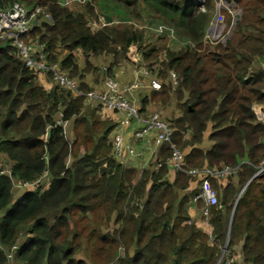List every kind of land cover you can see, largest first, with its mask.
Masks as SVG:
<instances>
[{
  "label": "trees",
  "instance_id": "1",
  "mask_svg": "<svg viewBox=\"0 0 264 264\" xmlns=\"http://www.w3.org/2000/svg\"><path fill=\"white\" fill-rule=\"evenodd\" d=\"M15 1L51 15L30 37L81 94L49 85V76L26 67L0 40V155L10 172L0 175V264L16 243L19 264H111L119 247L116 264H217L227 235L218 264H264V173L256 175L264 166V117L254 109L264 110V0H236L241 15L224 43L206 37L218 0H206L204 11L194 0H0V8ZM104 15L113 22L93 30L91 22ZM145 20L168 26L185 44L170 49L165 34L145 43ZM130 46L139 49L137 65L161 81L158 91H138L140 112L166 110L185 169L239 167L225 182L208 179L218 197L209 232L193 219L202 206L191 202L198 178L170 170L165 145L145 168L118 160L111 141L117 120L86 100L116 75ZM99 57L103 65L93 64ZM45 170L47 188L14 198L12 180L34 182Z\"/></svg>",
  "mask_w": 264,
  "mask_h": 264
},
{
  "label": "built area",
  "instance_id": "2",
  "mask_svg": "<svg viewBox=\"0 0 264 264\" xmlns=\"http://www.w3.org/2000/svg\"><path fill=\"white\" fill-rule=\"evenodd\" d=\"M86 1L89 0H76L74 2L84 3ZM194 2L200 11L205 10L206 0H194ZM71 3L69 0H65L66 5ZM43 21L52 23L51 15L40 7L27 8L20 2L15 1L10 5L0 8V40H8L19 51L26 67L38 71L43 77L49 76V85L55 84L59 87L71 89L76 94H81L77 90L75 81L69 78L67 73L61 71L57 64L47 62L45 45L37 39L30 37L34 29L39 27ZM105 23L104 17L99 16L97 20L91 22V26L93 30H98ZM139 28L144 29L145 33L151 34L152 29L149 27L140 26ZM260 61L262 67H264V59ZM138 62L139 60L134 62L133 78L130 81H120L122 76L120 68L123 65L119 66L114 77L107 75L98 87H94L93 90L86 93V100L101 106L100 111L102 115L120 113L121 119L119 125L121 128H128L133 122L139 125L132 133L134 138L132 143L127 142L128 144L125 142L120 130L117 131V128H115L116 130L111 135V141L113 154L118 160L123 161L126 156L138 162V166L135 168H145L150 162L153 163L157 160L158 150L162 145H165L171 151V156L168 159L170 170L174 172H185L191 177L198 178L200 181L198 184V192L193 195L191 202L194 205L201 202L200 213L208 224L209 209L218 205L217 191L209 185L208 179L224 181L229 176H235L239 171V167L226 166L222 168L203 167L201 169H185V155L172 143V129L169 127L166 119L163 118V108L160 107L153 112L147 111L142 113L139 109V103L135 102V93L140 89L148 88L155 91L161 89V81L151 78L149 70L137 65ZM102 70L105 72L106 67L103 66ZM169 79L175 87L177 84V75L174 72H170ZM57 124L63 123L58 120ZM152 131H155V133L152 134ZM161 164L162 159H159L156 168H160ZM48 173L49 171L45 170L43 175L34 182L12 180L13 190L20 191L22 195V193L35 191L40 187L47 188L48 184L46 186L44 185V179L48 178ZM263 173L264 166L258 170L256 175ZM4 174L10 177L8 166H6V169H0V175ZM3 215L4 213L0 212V219H2ZM18 245L19 243H16L10 248L5 249V264H19L16 260ZM123 250V247H119L115 261L123 254Z\"/></svg>",
  "mask_w": 264,
  "mask_h": 264
},
{
  "label": "crops",
  "instance_id": "3",
  "mask_svg": "<svg viewBox=\"0 0 264 264\" xmlns=\"http://www.w3.org/2000/svg\"><path fill=\"white\" fill-rule=\"evenodd\" d=\"M234 4L235 3L229 4L225 0H218L215 2L213 17H212L210 24H209V27L207 29V36L206 37L209 41H221L224 43L230 37V35L232 34V30L235 26V23H232V15H234V14L238 15V16L241 15V10L235 6L236 4L235 5ZM142 24L151 28L152 29L151 34L155 35V36L160 35V34H165L169 38V35L173 36V34H174V31L172 29H170L168 26H166L162 23H159V22L151 24V23H149V21L145 20ZM223 28H224L225 36L221 39ZM174 39L177 41V44L174 46L176 49L179 48L180 46L184 45L186 42L185 38L177 37ZM169 46L172 47L171 44ZM128 68H129V71L126 70L124 73H122V75H124L125 77L120 79L121 82L130 81L133 78V68H135V67L134 66H131V67L128 66ZM143 89H140V90H143ZM109 118L116 119L117 120V126H118L119 121L121 119V114L120 113H114V114L110 113ZM138 126L139 125L137 123L133 122L130 127L120 129V132L124 136V140L126 143L127 142L132 143V141L134 139L132 136V133ZM210 145H211V143L208 142L207 140H205V142L203 143L204 148H207ZM122 162L124 164L129 165V166H134V167L138 166V162L136 160H133V159L126 157V156Z\"/></svg>",
  "mask_w": 264,
  "mask_h": 264
},
{
  "label": "rangeland",
  "instance_id": "4",
  "mask_svg": "<svg viewBox=\"0 0 264 264\" xmlns=\"http://www.w3.org/2000/svg\"><path fill=\"white\" fill-rule=\"evenodd\" d=\"M74 1H76V0H69V2H72L71 4L73 5V6H79V5H82V4H84V3H81V2H74ZM226 2H228L229 4H232V3H235L236 4V0H225ZM87 2V1H86ZM234 4V5H235ZM238 9H240L238 6H237V4L235 5ZM241 10V9H240ZM238 18H240V16H238V15H232V23H236V21H237V19ZM120 21H116V23H119ZM142 26H146V25H143L142 24ZM145 33V32H144ZM225 36V34H224V28H223V30H222V37H221V39L223 38ZM231 36V35H230ZM144 37H145V43H152L154 40H155V38H156V36L155 35H152V34H149V33H145L144 34ZM177 37H179L178 35H177V33H175L174 32V34H173V36H171V35H169V38L167 37V35H166V38H167V46L168 47H170L171 49H176L174 46L177 44V41L174 39V38H177ZM211 38V37H210ZM24 40H26V39H24ZM172 45V47L171 46H169V45ZM76 53H77V56H81L82 55V52H81V50L80 49H77L76 50ZM138 61V60H140L139 62H141L142 61V58H141V55H140V53H139V49H138V47L137 46H130L129 47V53H128V57H127V61H125V62H123V63H121L119 66H122L120 69H121V71H122V73H124L126 70L127 71H129V68H128V66L129 67H131V66H134L135 67V61ZM91 61H92V63L93 64H98V63H100L101 65H103V63L105 62V57H99V58H92L91 59ZM103 67V66H102ZM137 67V66H136ZM120 73V72H119ZM96 75H98V74H94V73H90L89 75H88V77L89 78H91V79H93V77H96ZM123 77H125L124 75H122L121 76V78H123ZM135 93V92H134ZM134 93H133V96H134ZM137 93L138 92H136L135 93V102H138V99H136V95H137ZM128 99L130 100V98L128 97ZM158 108H156V107H153V108H151L150 110H148V112H153V111H155V110H157ZM254 109H255V112H256V114H257V116H258V118H260L261 120L263 119V117H264V114H263V106L262 105H259V106H255L254 107ZM163 110V118L164 119H166L167 117H166V115H167V112H166V110H164V108L162 109ZM146 115V114H145ZM67 128H68V132H69V134H68V136L71 138L72 137V132H71V129H70V125H68L67 126ZM121 129V127H120V125H118L117 126V131L118 130H120ZM116 130V129H115ZM155 133V131H152V134H154ZM7 161L5 160V158H4V156H1L0 155V169H6V166L8 165L7 163H6ZM226 180H224L223 182H225ZM49 183V179L48 178H46V179H44V185L46 186L47 184ZM23 194V193H22ZM239 194V193H238ZM21 196V192L20 191H14V198H18V197H20ZM193 219H195L196 220V222L199 224V226L204 230V231H206V232H208L209 231V227H208V224L205 222V219H204V217H202L201 216V213H200V208H198V207H194L193 208ZM26 236V230L25 229H23L22 231H21V233L19 234V241L20 240H22V239H24V237ZM117 252H118V249H117ZM224 253H225V251H224ZM223 253V254H224ZM117 254V253H116ZM223 254L221 255V257L219 258V260H218V262L222 259V256H223ZM218 262H217V264H218ZM111 264H116V262L115 261H113Z\"/></svg>",
  "mask_w": 264,
  "mask_h": 264
},
{
  "label": "water",
  "instance_id": "5",
  "mask_svg": "<svg viewBox=\"0 0 264 264\" xmlns=\"http://www.w3.org/2000/svg\"><path fill=\"white\" fill-rule=\"evenodd\" d=\"M104 19H105L106 23H108V24L113 22L112 18L109 15H104ZM246 185H247V183L240 189L239 194L237 196V200H238L240 194L242 193V191L244 190ZM227 241H228V235H227V239H226V242H225V245H224L223 253L225 251V246L227 244Z\"/></svg>",
  "mask_w": 264,
  "mask_h": 264
}]
</instances>
